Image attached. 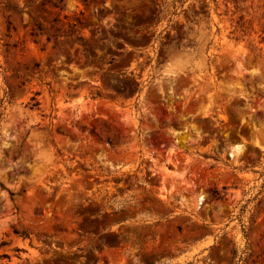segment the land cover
<instances>
[{
  "label": "rangeland",
  "instance_id": "1",
  "mask_svg": "<svg viewBox=\"0 0 264 264\" xmlns=\"http://www.w3.org/2000/svg\"><path fill=\"white\" fill-rule=\"evenodd\" d=\"M0 264H264V0H0Z\"/></svg>",
  "mask_w": 264,
  "mask_h": 264
}]
</instances>
